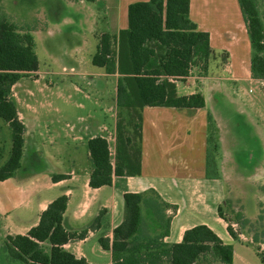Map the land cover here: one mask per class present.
Here are the masks:
<instances>
[{"label":"crops","instance_id":"obj_1","mask_svg":"<svg viewBox=\"0 0 264 264\" xmlns=\"http://www.w3.org/2000/svg\"><path fill=\"white\" fill-rule=\"evenodd\" d=\"M136 1L146 0H68L67 5L85 10L96 21L103 12L105 24L94 30L100 41L103 33L117 35L128 27V7ZM190 15L200 30L209 32L214 54L207 74H193L198 68L193 67L188 76L174 81L179 95L202 93L205 106H145L142 173L115 175L112 184L100 187L90 184L93 161L88 141L98 135L106 137L115 163L118 116L125 110L117 102L119 74L101 66L102 71L91 70L89 60L93 63L96 52L78 49L75 41L58 44L57 30L61 29L34 30L36 42L41 39L40 33H47L55 47L49 51L59 50V54L50 53L46 69L39 65L36 71L24 72L10 93L26 131L21 167L14 176L0 179V264L11 261L5 248L8 235L28 233L48 205L64 194L68 196V206L63 224L70 231L89 227L105 211L98 227L90 228L86 237L64 247L91 264H112V250L102 247L100 236L107 235L112 240L115 227L123 222L125 193L150 189L171 205L167 209L172 220L166 243L181 242L187 229L205 224L233 246V264H264L260 255L264 254V241L236 228L237 236H233L230 222L218 210L227 199L239 200L246 218L252 222L260 218L264 202V89L248 93L240 91L238 84L264 79L252 76L253 46L239 0H191ZM216 66H220L215 72L218 75L211 73ZM105 78H112L115 85L109 104L104 101ZM93 87L96 91L90 92ZM209 114L219 143L217 179L206 176ZM245 139L249 147L243 143ZM11 149L12 131L0 117V162L9 159ZM240 151L248 158L244 166L238 157ZM253 162L263 163L258 167ZM249 164L254 170L252 175L246 170ZM54 174L67 176L56 180ZM239 181L253 188L254 208L245 204L247 191H235ZM144 214L149 232L159 234L160 222L149 208L144 209ZM196 264L225 263L208 254Z\"/></svg>","mask_w":264,"mask_h":264},{"label":"trees","instance_id":"obj_2","mask_svg":"<svg viewBox=\"0 0 264 264\" xmlns=\"http://www.w3.org/2000/svg\"><path fill=\"white\" fill-rule=\"evenodd\" d=\"M95 1V0H88ZM253 46L252 76L264 79V14L258 0H239ZM191 0H146L129 4L127 28L113 35L100 36L93 63L105 67L109 73H118V106L134 113L138 125L123 119L117 122L116 160L109 141L101 135L88 141L93 161L90 184L93 187L110 185L115 175L142 173V110L145 106L203 107L202 93L179 95L177 78L186 77L192 67L202 66L205 73L214 54L209 32L199 29L190 15ZM36 36L32 30L20 29L7 16L0 19V117L9 123L12 131V149L7 161L0 164V179L16 174L24 154L26 126L19 118L16 103L10 98L14 83L24 72L39 69ZM124 117L127 118V115ZM209 143L206 156V176L220 178L216 150L219 147L216 126L209 114ZM137 136L138 143L134 138ZM213 144V145H212ZM54 174L53 178H66ZM126 214L114 229L113 239L101 235L100 244L113 253L112 264H196L208 254L225 264H233L234 248L225 243L208 225L200 224L185 231L181 242L168 244L171 226V207L158 192H127L124 195ZM226 200L219 206L226 216ZM231 205V204H229ZM228 205V206H229ZM68 196L54 199L43 211L40 221L26 234L8 235L5 248L10 260L24 264H91L78 258L64 245L86 237L90 228L98 227L105 211L81 231H70L63 224ZM149 208L162 225L159 234L149 232L144 209ZM237 222H247L243 212H237ZM229 230L237 236L232 225ZM264 262V254L260 253Z\"/></svg>","mask_w":264,"mask_h":264},{"label":"rangeland","instance_id":"obj_3","mask_svg":"<svg viewBox=\"0 0 264 264\" xmlns=\"http://www.w3.org/2000/svg\"><path fill=\"white\" fill-rule=\"evenodd\" d=\"M219 1V0H218ZM68 0H0V19L2 16H7L11 21H14L20 29L27 30L30 29L33 31L36 29H61L59 32L57 30L56 35V42L61 45H67L65 41L73 42L75 41L78 49L85 50H91L93 54L97 51L98 46V35H95V29H101L105 24V18L103 15V12H99L97 21L95 20L94 16L87 13L85 10H76L71 8L67 5ZM260 9L262 14H264V0H258ZM92 4V3H91ZM226 4V3H225ZM94 6V4H92ZM227 5V4H226ZM51 24V25H50ZM96 34H99L98 31H96ZM39 36L41 39H37V46L36 51L40 60V66L43 69H46L48 64L50 63V53H53V49L51 52L49 51L50 48L54 47V42L50 36L47 35V33H40ZM43 40V41H42ZM46 40V41H45ZM55 48V47H54ZM57 50V49H56ZM83 51V52H84ZM59 52H57L52 55H55ZM59 54V53H58ZM223 59H226V57L223 55ZM56 60V59H55ZM59 62V61H58ZM89 65L91 70L98 72L102 71L103 69L95 66L91 60H89ZM198 67L197 72L193 74L201 75L207 74L204 73V70L202 66H194ZM61 68V67H60ZM193 68V67H192ZM220 70V66L214 67L213 71L211 73L217 74L215 72H218ZM197 75V76H198ZM176 80V79H175ZM104 81V80H103ZM105 87L103 89L104 95H105V103L109 104L112 101V92L114 93V80L112 78H105ZM231 83L232 86L234 85L233 82ZM264 80H261L259 82H248L243 81L242 83L238 84V88L240 91L243 92H259L262 91L264 88ZM90 92L96 91V88H90ZM94 101V99H93ZM88 106H92L91 102L87 103ZM124 115H127V120ZM123 119L126 123L130 121L131 123H135V125H138V118L137 115H135L132 112H129L127 110H124V114H121L118 116V120ZM135 142L138 143L137 136L135 135L134 138ZM247 147H249L248 140L245 139L243 142ZM213 145V144H212ZM242 148H246L242 146ZM241 148V149H242ZM251 148L254 149L252 146ZM257 150H260L258 147H256ZM259 153V151H257ZM244 154V151L239 152L238 157L240 158V162L243 163V166L245 161L248 162L247 156L242 155ZM260 154V153H259ZM245 159V160H244ZM2 162H0L1 164ZM256 163L259 167V164H262L263 162H253V164ZM247 166V165H246ZM247 173L252 175L253 174V168L252 165L249 164V167L246 168ZM239 181L237 183L238 190H235L238 193H241V191H247L245 194V204L247 207H250L251 209L254 208V198L253 197V188L251 187L250 183H242ZM240 187L243 189L241 190ZM264 190V189H263ZM243 197V195H242ZM230 201L231 205L227 204L225 205L226 208V216L230 219V224L233 222L236 223V213L237 212H243V207L239 200L233 201L230 199H227ZM229 205V206H228ZM262 211L260 218L256 222H252L251 220H248L245 222L244 219L239 221L237 225L233 228L238 229V231H244L248 236H252L253 238H257V240H263L264 241V202L261 203ZM244 214V212H243ZM245 216V215H244ZM246 217V216H245ZM152 227V226H151ZM259 247L262 248L261 244H258ZM264 250V248H263ZM4 264V263H3ZM6 264V263H5ZM7 264H24L20 261H14L11 260Z\"/></svg>","mask_w":264,"mask_h":264},{"label":"built area","instance_id":"obj_4","mask_svg":"<svg viewBox=\"0 0 264 264\" xmlns=\"http://www.w3.org/2000/svg\"><path fill=\"white\" fill-rule=\"evenodd\" d=\"M0 71H1V70H0ZM231 225H232V227H235V226L237 225V223H234V222H233Z\"/></svg>","mask_w":264,"mask_h":264}]
</instances>
